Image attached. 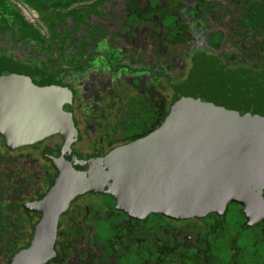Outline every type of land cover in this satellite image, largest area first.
<instances>
[{"label": "flooded vegetation", "instance_id": "flooded-vegetation-1", "mask_svg": "<svg viewBox=\"0 0 264 264\" xmlns=\"http://www.w3.org/2000/svg\"><path fill=\"white\" fill-rule=\"evenodd\" d=\"M2 66L22 75L0 71L3 100L22 80L58 84L72 124L20 144L0 132V264L30 245L59 177L95 187L52 212L55 253L44 264H213L203 218L149 213L150 198L159 205L175 188L159 160L116 151L155 135L198 86L210 115L225 114L204 68L264 82V0H0ZM118 164L142 167L127 179L109 173Z\"/></svg>", "mask_w": 264, "mask_h": 264}, {"label": "water", "instance_id": "water-1", "mask_svg": "<svg viewBox=\"0 0 264 264\" xmlns=\"http://www.w3.org/2000/svg\"><path fill=\"white\" fill-rule=\"evenodd\" d=\"M0 71L7 76H22L12 66H2ZM257 87L262 90V84ZM9 91L15 93L6 96L5 100L0 96V103L11 104L10 109L0 112V116L6 114L0 124V132L7 142L14 139L19 144L28 143L50 133L63 132L68 119L72 124L71 116L64 108L71 103V98L60 85L50 83L46 87L35 88L22 80L20 84L8 86ZM198 92L199 89L194 90L192 96L188 93L182 100L181 109L173 110L155 135L134 147L116 151V154H126L128 151L133 154L138 150L145 152L144 158L149 159V163L159 160L158 174L174 182L171 186L175 187L167 194L159 195L160 202L170 203L179 199L180 205L192 207L199 203L193 200L192 194L195 192L206 189L211 194H228L230 197L237 187L240 192L250 191L238 194L240 199H236H247L252 207H260L264 204L260 198L264 189V107L254 113L249 111L248 116L228 108L225 114L221 111L215 117L210 115L209 107L205 105L209 101L197 97ZM8 118L10 121L3 123ZM19 118L21 124L12 121ZM154 164L157 168L158 164ZM116 166L109 173L127 179L130 178L129 173L136 174V169L142 167L127 170L120 164ZM92 185V182H81L73 186L59 177L54 191L45 202L48 212L36 225L32 242L15 254L10 264H44L50 259L55 253L57 227V212H52L62 211L74 194ZM243 195L250 196L244 199Z\"/></svg>", "mask_w": 264, "mask_h": 264}, {"label": "trees", "instance_id": "trees-1", "mask_svg": "<svg viewBox=\"0 0 264 264\" xmlns=\"http://www.w3.org/2000/svg\"><path fill=\"white\" fill-rule=\"evenodd\" d=\"M202 74H209L207 77L213 80V86L224 90L213 95V98H216L215 101H225L229 110L236 109L235 111L248 116L249 111L254 113L264 107V99L260 100L264 98V88L259 91L257 87L258 84L264 86V82L252 81L246 77L242 80L241 77L227 72L216 74L210 68H204L198 73L199 76ZM234 82H237V85H234ZM191 84L194 86L195 83ZM237 86L242 88L237 89ZM207 191L205 189L192 194L193 200L199 202L192 207L180 205L179 199L170 203L160 202L158 207L150 198L149 213L180 219L194 216L203 218L207 228L204 229L202 238H208L214 249L211 252L214 257L213 264H264V204L252 207L249 200L236 199L239 198L238 194L250 191L240 192L237 187L230 197L228 194H211ZM197 195L199 196L196 197ZM250 195H243L244 199ZM260 198L264 200L262 193ZM1 240L3 239L0 232Z\"/></svg>", "mask_w": 264, "mask_h": 264}, {"label": "rangeland", "instance_id": "rangeland-1", "mask_svg": "<svg viewBox=\"0 0 264 264\" xmlns=\"http://www.w3.org/2000/svg\"><path fill=\"white\" fill-rule=\"evenodd\" d=\"M205 76H206V75H205ZM207 76H209V75L207 74ZM208 78H209V77H208ZM209 81H210V84L213 85V83H214L213 80L209 78ZM194 85H196V83H195ZM198 89H200L199 86H198L197 89H195V91H197Z\"/></svg>", "mask_w": 264, "mask_h": 264}]
</instances>
